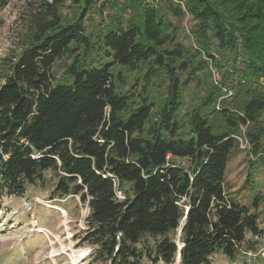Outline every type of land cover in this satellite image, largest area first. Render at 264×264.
<instances>
[{"label": "trees", "instance_id": "1", "mask_svg": "<svg viewBox=\"0 0 264 264\" xmlns=\"http://www.w3.org/2000/svg\"><path fill=\"white\" fill-rule=\"evenodd\" d=\"M67 1L37 0L20 51L5 58L0 193L22 196L53 172L55 193L88 203L83 240L107 264H173L179 252L181 264L235 259L247 232L264 235L256 210L225 188L242 126L252 153L264 141V0H181L185 9L172 0H70L69 15ZM93 10L108 18L96 37L85 24ZM188 15L198 47L179 40L172 19ZM213 41L229 56L228 97L209 80L203 54L220 65ZM64 57L72 62L58 80ZM199 73L207 90L185 123L184 85ZM163 83L157 102L151 90ZM148 237L155 245L139 247Z\"/></svg>", "mask_w": 264, "mask_h": 264}, {"label": "rangeland", "instance_id": "2", "mask_svg": "<svg viewBox=\"0 0 264 264\" xmlns=\"http://www.w3.org/2000/svg\"><path fill=\"white\" fill-rule=\"evenodd\" d=\"M37 0H7L0 8V86L5 66V58L20 51L23 45V33L29 25L31 12ZM70 1V0H69ZM67 1L63 9L65 13L72 14L73 10ZM107 11L104 12L106 14ZM99 11L93 10L85 17L88 32L94 37L98 36L108 22ZM179 27V40L186 45L198 47L192 28L196 21L190 16L179 20L172 17ZM216 43L213 41L212 54L219 60L216 66L213 58L206 54L211 77L209 80L224 90L231 87L223 84L228 70L231 69L227 53H217ZM95 53L93 54V56ZM71 57L57 60L54 67L56 79L64 77ZM240 67H243L240 63ZM134 76V73L131 75ZM135 76L140 77L136 72ZM237 74L232 81H236ZM132 82V81H131ZM131 82L125 89H131ZM161 82V81H159ZM229 84V83H227ZM231 86V85H230ZM139 85L136 90H139ZM166 87L152 89L151 94L157 102L163 97ZM207 85L203 82L202 73L197 79H192L184 85L185 105L179 111V117L187 123V117L192 105H195L205 94ZM246 126H242L239 146L228 164L225 176V188L230 198L241 204L251 206L256 210L259 224L264 228V141L262 150L258 155L252 153V145L244 135ZM246 134V133H245ZM179 163L187 165L186 159H178ZM45 180L34 185L26 184L22 196L0 193V264H107L93 256L94 246L83 240L88 228L87 217L90 207L83 202L79 195H59L54 192L58 177L51 171H46ZM129 189V186H125ZM118 198L123 199L124 191L117 190ZM258 197V206L254 207L255 197ZM179 242L180 232L171 234ZM156 239L148 237L141 246H154ZM144 264H154L144 259ZM163 264V263H157ZM173 264H181L178 256ZM211 264H264V235L255 236L251 232L246 234V242L235 259H229L224 254H215Z\"/></svg>", "mask_w": 264, "mask_h": 264}, {"label": "built area", "instance_id": "3", "mask_svg": "<svg viewBox=\"0 0 264 264\" xmlns=\"http://www.w3.org/2000/svg\"><path fill=\"white\" fill-rule=\"evenodd\" d=\"M146 1H147V3H149V4H154V5H156V4H158V2L161 1V0H146ZM172 1L180 3V4L184 7V9H185V6H184L183 1H181V0H172ZM224 91H225V93H226L225 96H227V97H228V96H231L232 93H233L232 90L227 89V88H224ZM238 138H239V140H242V141H243L242 137H238ZM117 197H118V193H117Z\"/></svg>", "mask_w": 264, "mask_h": 264}, {"label": "water", "instance_id": "4", "mask_svg": "<svg viewBox=\"0 0 264 264\" xmlns=\"http://www.w3.org/2000/svg\"><path fill=\"white\" fill-rule=\"evenodd\" d=\"M178 256L180 257V252L178 253Z\"/></svg>", "mask_w": 264, "mask_h": 264}]
</instances>
